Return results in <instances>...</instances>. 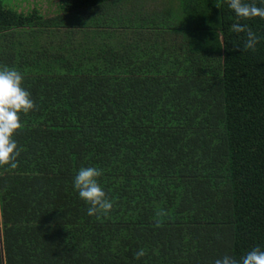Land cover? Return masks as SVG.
Segmentation results:
<instances>
[{"label":"trees","instance_id":"1","mask_svg":"<svg viewBox=\"0 0 264 264\" xmlns=\"http://www.w3.org/2000/svg\"><path fill=\"white\" fill-rule=\"evenodd\" d=\"M46 3L0 0V69L35 104L17 168L0 167L5 264H239L264 250V19L227 0ZM87 167L103 170L106 216L74 188Z\"/></svg>","mask_w":264,"mask_h":264},{"label":"clouds","instance_id":"2","mask_svg":"<svg viewBox=\"0 0 264 264\" xmlns=\"http://www.w3.org/2000/svg\"><path fill=\"white\" fill-rule=\"evenodd\" d=\"M227 3L240 19L250 20L256 17L264 19V7L245 3V0H227ZM232 29L237 33L246 32L247 40L243 50H255L259 39L250 28L234 24ZM22 85L23 76L19 71L7 67L0 69V167L17 168L20 151L14 136L23 127L20 115H27L35 108L30 92ZM102 174L101 169L87 167L81 168L74 177V188L78 191L79 197L90 205L87 210L89 216L97 214L106 216L113 209L112 201L108 199L98 182ZM165 214L163 211L158 213V215ZM161 226L157 221L156 227ZM145 254V251L140 249L135 253V258L139 259ZM215 264H238V262L231 256L225 255L216 259ZM239 264H264V250L259 247L252 249L241 258Z\"/></svg>","mask_w":264,"mask_h":264},{"label":"crops","instance_id":"3","mask_svg":"<svg viewBox=\"0 0 264 264\" xmlns=\"http://www.w3.org/2000/svg\"><path fill=\"white\" fill-rule=\"evenodd\" d=\"M3 232H2V220L0 214V264H5L4 249H3Z\"/></svg>","mask_w":264,"mask_h":264},{"label":"rangeland","instance_id":"4","mask_svg":"<svg viewBox=\"0 0 264 264\" xmlns=\"http://www.w3.org/2000/svg\"><path fill=\"white\" fill-rule=\"evenodd\" d=\"M6 1V3H9L10 4V2L12 1V0H5ZM47 0H41V3H42V5H46L47 3ZM159 2V1H158Z\"/></svg>","mask_w":264,"mask_h":264}]
</instances>
